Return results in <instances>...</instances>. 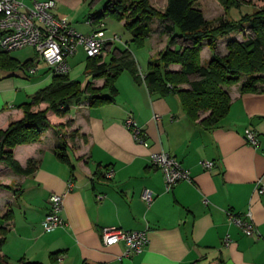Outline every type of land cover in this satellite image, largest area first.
<instances>
[{
  "label": "crops",
  "instance_id": "crops-1",
  "mask_svg": "<svg viewBox=\"0 0 264 264\" xmlns=\"http://www.w3.org/2000/svg\"><path fill=\"white\" fill-rule=\"evenodd\" d=\"M19 1L34 4V0ZM55 1V14L68 17L77 30L90 34L96 29L98 20L87 22L90 14L98 12L92 13L94 0ZM87 1L85 30L76 24V15L87 8ZM251 4L257 8L256 1ZM119 23L124 25L125 20ZM107 27L105 23L104 37L118 34L109 33ZM157 27L146 39L151 40V50L133 54L138 75L146 74L150 61L168 43L166 35L161 46L156 42ZM237 36L243 39L242 33ZM128 45L123 37L108 43L102 61L119 56ZM211 56L205 45L202 64ZM46 69L32 74L28 67H0L1 128L23 118L20 105L51 84L53 74ZM141 77L130 69L121 71L116 79L118 93L106 104L91 106L83 95L68 103L65 115L49 109L50 125L41 138L14 149L13 159L23 168L32 161L33 170L18 173L8 163L0 166V184L10 186L0 188V210L12 213L2 253L13 264L22 258L52 264L54 251H59L60 264H82L85 259L95 264H264V193L257 191L259 181L264 185V91L243 90L240 83L229 86L228 114L217 126L205 128L200 119L189 118L177 92L151 89ZM89 81L98 88L105 85L104 78ZM103 92L109 94V89ZM47 108L48 103L42 102L34 110ZM129 116L144 129L143 142L136 141L125 126ZM248 127L258 133V145L245 137ZM61 144L67 161L58 156ZM159 150L180 159L190 169L192 181H180L167 190L163 171L151 162V153ZM202 159L214 160L216 166L206 169ZM107 167L115 169L112 179L104 177ZM69 181L75 184L71 192H67ZM146 189L156 195L151 205L142 197ZM52 193L65 195L66 224L47 232L43 218ZM100 194L103 199H98ZM249 212L260 236H248L230 220V213ZM105 227L146 229L149 243L143 252L124 256L125 243L103 245Z\"/></svg>",
  "mask_w": 264,
  "mask_h": 264
},
{
  "label": "trees",
  "instance_id": "trees-1",
  "mask_svg": "<svg viewBox=\"0 0 264 264\" xmlns=\"http://www.w3.org/2000/svg\"><path fill=\"white\" fill-rule=\"evenodd\" d=\"M108 0L101 12L89 15V19L100 21L110 14L117 20H125L124 27L132 34L133 42L144 44L155 29L153 23L158 19V30L168 37V43L156 59L150 61L145 74V82L151 89L158 88L162 93L177 92L182 106L189 118L205 128L217 126L226 117L231 106L229 86L240 83L243 90L264 91V0H257V9L246 13L240 21H233L225 14L207 19L204 11L195 0H167L163 12L155 9L150 0H131L127 4L117 1L110 5ZM227 11L240 0H220ZM130 12L129 15L127 13ZM243 39L238 38L241 34ZM205 45L212 50L207 64L201 62V51ZM33 59L21 64L10 52L0 49V67L9 69L29 67ZM179 65L180 69H173ZM137 63L128 45L119 56L110 61H102V55H88L87 72L93 79L104 78L103 88L94 86L92 81L82 85L68 74H53L49 86L37 91L29 102L21 107L24 117L10 123L7 129H0V162L6 161L18 173L33 170L32 161L23 168L13 159L14 149L19 144L38 141L50 125L47 112L65 115L68 103L86 95L91 106L111 102L118 93L117 76L124 69L133 70L138 75ZM142 78V77H141ZM109 89V94L103 89ZM42 102L48 103L46 110H34ZM65 144H61L58 156L67 161ZM10 186L0 184V188ZM11 211L2 214L0 210V264H13L9 256L2 253L7 240L8 221ZM59 251L51 253L52 264H60ZM17 264H43L40 261L20 259ZM82 264H95L85 259Z\"/></svg>",
  "mask_w": 264,
  "mask_h": 264
},
{
  "label": "built area",
  "instance_id": "built-area-1",
  "mask_svg": "<svg viewBox=\"0 0 264 264\" xmlns=\"http://www.w3.org/2000/svg\"><path fill=\"white\" fill-rule=\"evenodd\" d=\"M55 0H34L29 7L19 0H0V49L11 52L26 46L36 48L37 55L33 59L34 64L28 67L32 74L39 70V64H48L52 74H69V58L75 55L79 48H83L87 55L95 57L102 55L110 42L122 41V36L114 34L104 37L105 23L99 21L96 29L86 34L77 30L70 19L65 16H57L54 12ZM93 23V19L87 20ZM142 78L145 75L141 74ZM124 124L131 130L133 138L138 142L145 140V131L134 117L129 116ZM247 140L258 145V133L251 127L245 129ZM151 162L164 173L166 189H172L180 181H192V174L180 159L166 150L153 151ZM200 164L206 169L216 166L214 160L202 159ZM115 174L113 167H107L104 177L112 179ZM75 188L74 181L67 183V192ZM257 191L264 193V185L257 184ZM98 195V199H103ZM143 199L151 205L155 200V193L146 189L142 195ZM65 204V195L52 193L49 197L48 211L43 218L45 231L50 232L66 224L62 215ZM230 220L240 226L248 236H260V232L249 212L245 216L230 213ZM103 245L110 246L120 242L125 243L124 256L139 254L144 251L149 243L148 232L144 230H128L118 227H105L101 233ZM225 244H229L230 237H225Z\"/></svg>",
  "mask_w": 264,
  "mask_h": 264
},
{
  "label": "rangeland",
  "instance_id": "rangeland-1",
  "mask_svg": "<svg viewBox=\"0 0 264 264\" xmlns=\"http://www.w3.org/2000/svg\"><path fill=\"white\" fill-rule=\"evenodd\" d=\"M117 1L122 2V4H127L131 0H111L110 5L112 6L113 3H117ZM255 1H257V0H240V3H242V4H240L239 6L233 5V6L229 7V9L227 11L224 9L222 4L220 3V0H195V3H196V5L200 6V8L204 11L206 17L214 19L218 16L225 14V16L227 18L238 22L242 19L243 15H245L246 13H253L254 10L257 9V8L254 9L253 4H251V3H254ZM107 2H108V0H94V3H95L94 10H96V11H92V13L97 12V10H98V12L103 11ZM86 3H87L86 4L87 8L79 10V13H77V15H76V18L78 19L76 24H78V26L81 27L82 29L85 28V30L89 26L85 23L86 17H84V16H87L85 14H88L87 12H88V10H90V9H88L90 7V2L88 3V1H87ZM150 3L152 4V6L155 9H157L160 12H163L165 10L166 5H167V0H150ZM29 7H31V6H29ZM129 14H130V12L127 13V15H129ZM103 21L107 24V26H108L107 30L109 33L117 32L119 35H121L123 37L124 41L125 40L129 41L130 49L134 55H136L137 53L145 54V53L149 52V50H151V48H152L151 47V45H152L151 40H149L147 42L145 41L144 44H142V45L136 44L135 42H133L132 35L129 32L125 31L124 25H121L119 23V21L116 18L112 17L110 14L106 15L103 18ZM125 21H126V19H125ZM158 24H159L158 19H155V21L153 23V28L155 29ZM157 32L158 33H156L154 37L156 39V42L161 46V41L166 40V37H163L160 34L159 30ZM159 49H160V47H159ZM162 50H160V52ZM205 51H206V49H205ZM205 51L203 53H205ZM10 55L17 58L21 64H24L29 59H34L37 55V51H36V48L33 46H26L24 48L11 51ZM156 58H154V59H156ZM87 60H88V55L83 48H80L79 51L76 53V55H74L70 58V67L71 68H70L69 73H70L71 79L79 80L82 83H86L88 80H92V76L87 72V69H86ZM31 63L34 64L35 63L34 60ZM45 67L47 68L45 70L47 72L49 70L48 64L45 62H42L39 64V68L41 69V71H43V69ZM13 121H16V120H13ZM13 121H11V122H13ZM10 123H9V125H10ZM7 128L8 127H6V128L0 127V129H7ZM6 163H7L6 161L0 162V166L6 165Z\"/></svg>",
  "mask_w": 264,
  "mask_h": 264
}]
</instances>
